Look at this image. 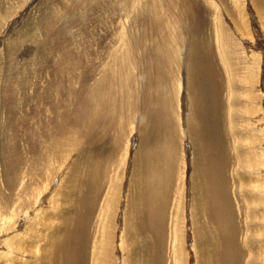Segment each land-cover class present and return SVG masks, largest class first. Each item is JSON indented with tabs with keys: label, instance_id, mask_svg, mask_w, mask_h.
<instances>
[{
	"label": "rangeland",
	"instance_id": "1",
	"mask_svg": "<svg viewBox=\"0 0 264 264\" xmlns=\"http://www.w3.org/2000/svg\"><path fill=\"white\" fill-rule=\"evenodd\" d=\"M246 5L248 30L239 22L244 16L237 0H0V198H8L10 209L18 204L15 211L4 208L16 217L0 220L6 224L0 225V251H5L1 244L6 237L1 228L12 236L29 224L19 219L25 212L19 208L33 212L37 234L22 242L29 248L28 259L20 256L5 263L7 252L0 264H73L72 259L77 264L75 244L79 264H101L106 255L108 264H121L123 251L129 253L122 246L121 216L115 214L110 224L108 216L101 223L99 214L103 203L106 215L119 212L141 136L155 179L175 177L170 193L164 182L159 185L164 193L158 197L159 224L153 218L151 226L147 201L137 198L138 243L148 240L152 254L161 251L163 264H172L176 228L186 264H198L190 218L195 195L206 202L199 210L210 247L217 248L212 264H229L226 259L238 249V264H264V30L254 6ZM235 21L245 36L237 32ZM23 30L29 33L27 41L21 40ZM247 67L258 81L247 80ZM146 139L171 146L165 155L171 173L162 170L166 165H160L164 157L159 144ZM191 139L200 149L206 178L197 190L190 181ZM44 144L55 148L43 163L39 151ZM81 155L92 160L81 169L89 175L81 173L73 189L67 180L69 165ZM251 158L257 164L250 167ZM96 166L101 173H95ZM144 167L145 162L136 183ZM63 189L74 192L67 196L72 204L67 214ZM183 207L181 228L173 224ZM49 221V237L56 242L43 257L45 242L37 237L42 223ZM108 226L113 228L110 241ZM32 247L39 257L31 255Z\"/></svg>",
	"mask_w": 264,
	"mask_h": 264
},
{
	"label": "bare ground",
	"instance_id": "2",
	"mask_svg": "<svg viewBox=\"0 0 264 264\" xmlns=\"http://www.w3.org/2000/svg\"><path fill=\"white\" fill-rule=\"evenodd\" d=\"M240 4V7H242V14H243V18L240 19L239 18V22H241V25L244 26V23H245V30H248V22H250L251 18L250 16H248L246 13V8L245 6L246 3H251L256 12H257V16L259 17L260 21H261V24H262V29L264 30V0H237ZM237 9V8H236ZM2 10V9H1ZM241 11V10H240ZM241 13V12H240ZM238 14V13H237ZM241 14V15H242ZM246 21V22H244ZM238 22V24H239ZM237 24V22L235 21V26H236V30L237 32H239L240 34H242L243 36H245V34L247 33H244V31H242L241 28H239L240 26ZM250 25V24H249ZM243 28V27H242ZM25 29V28H24ZM220 32H221V28H220ZM222 33V32H221ZM222 36V34H220V37ZM30 38L29 36V33L26 32V30H23V36L21 38L22 41L24 40H28ZM216 38H217V42L219 43V37L217 36L216 34ZM222 47V50H227V54L226 55H229L231 56L232 52L230 51V49L226 46V45H222L220 46ZM221 49V48H220ZM222 50H221V56H222ZM225 50V51H226ZM86 53V52H85ZM84 54V53H83ZM82 55V54H81ZM230 58V57H229ZM232 58V57H231ZM222 59H224V63L229 67V64L228 63V59L226 58V56L224 55L223 53V56H222ZM231 60V59H230ZM229 60V62H230ZM255 61V59L253 60ZM254 65L256 64L255 62H253ZM258 64H261V63H258ZM237 65V64H236ZM232 66V65H230ZM238 66V65H237ZM248 66V64H247ZM243 67V66H242ZM245 67V65H244ZM260 67V66H259ZM241 68V67H240ZM231 69V68H230ZM229 69V70H230ZM233 69V68H232ZM238 69V68H237ZM240 70V69H239ZM242 70V68H241ZM233 73L235 72L234 69L232 70ZM261 71V70H260ZM237 72V71H236ZM239 72V71H238ZM232 73V72H231ZM242 73V72H240ZM243 74V73H242ZM235 75V73H234ZM258 75V74H257ZM256 75V76H257ZM237 76V74L235 75ZM239 76V75H238ZM245 76L248 79H250L251 77H254V78H251V79H256L255 76H254V69L251 68V67H247L246 69V73H245ZM242 78H245L244 76H242ZM237 80H239V78L237 77ZM246 80V79H245ZM246 80V81H247ZM257 80V79H256ZM255 80V81H256ZM258 81V80H257ZM245 82V81H244ZM250 82H253V81H250ZM235 83V82H234ZM255 83V82H254ZM249 84V83H248ZM251 84V83H250ZM256 84V83H255ZM246 85V84H244ZM235 86V85H234ZM237 86V84H236ZM236 88V87H235ZM242 88V87H241ZM251 88V87H250ZM240 89V88H239ZM256 89V88H255ZM236 90V89H235ZM242 90V89H241ZM249 90V89H247ZM240 92V91H239ZM250 92V91H249ZM232 93V92H231ZM234 93V92H233ZM254 93V92H253ZM239 95V93H238ZM250 95V94H249ZM241 97V95H239ZM248 96V95H247ZM252 96V95H251ZM239 98V97H238ZM243 99V98H242ZM248 99V98H246ZM192 100V98H191ZM246 102V101H244ZM247 103V102H246ZM190 106V105H189ZM253 128V127H251ZM245 130V129H244ZM60 132V131H59ZM185 133V132H184ZM59 134V133H58ZM57 134V135H58ZM58 137V136H57ZM146 141H152L154 143H158L159 144V151L162 153L163 155V160L160 162V165L163 163L166 165V168L165 169H162L159 165V167L164 171V172H167V173H171V163L166 159L165 155L166 154H169L172 152V149H171V146L166 142V141H154V140H150V139H146ZM191 141H193L194 145L193 146V156H194V160H193V164H192V176H191V179L190 181L192 182V187L194 188V190H197V189H200L201 186L204 185V183H206V178H204L203 180V176H204V168L203 166L200 165V149L199 147L196 145V141L195 139H191ZM58 142V140H57ZM139 144L137 146V149L136 151L133 153L132 155V161H131V170H130V175L127 176L128 177V180L131 178L132 176V180L131 182L128 183V185L125 186V189H127V192H126V196L128 195H132L134 196L135 198H127L124 194V190H122L121 194V207H120V210L119 212L116 211L114 213H111L110 215H106V212H105V207L106 205L103 203L102 204V207L104 208L102 210V212L99 214V218L101 220V223H103V217L106 218L107 216V223H110L113 221V216L115 214H119L120 216V219L121 221L123 222V227H122V235H123V239H122V246L125 245L127 246V248H125L124 246V249H127L129 250V253L123 251V259L121 260V264H163V258L161 256V251L159 254L157 255H153L151 250H150V242L148 240L145 241L144 245H140L137 241L138 237L134 235V230L136 229V221H135V218L136 216L138 215V209H139V206L137 204V198H142L144 199V201H147V204H148V219L150 220V223H151V226L154 225L155 221L154 219H156L157 221V224H159V218L158 219V215H159V212H161V206H160V203H159V195L160 196H163V191H161V189L159 188V185L164 182V186L167 188V192L170 193L171 191V183L172 181L174 180V177H175V173H174V176L173 178L168 181L167 179H155V176H156V172H155V166L154 164L150 161L149 157H148V154H149V151L147 150L146 152H144V144L145 142L143 141V137L141 136L138 140ZM48 144V143H46ZM49 145V144H48ZM42 146V145H40ZM63 146H64V142H60L59 144V148L60 149H63ZM57 147V146H56ZM55 148V146H54ZM54 148L51 146V148H49L47 145H43L41 148H40V159L41 161L44 163V160L46 158H48L51 154L54 153ZM58 148V149H59ZM80 149V148H79ZM263 149V148H262ZM261 149V150H262ZM56 150V149H55ZM60 151V150H59ZM75 151V150H74ZM58 152V151H57ZM38 153V154H39ZM77 154V153H76ZM245 154L246 156H248L249 158L251 157L249 155V150L246 149L245 151ZM66 155V154H65ZM244 155V154H243ZM38 156V155H37ZM63 156V155H62ZM71 156V155H70ZM76 156V155H74ZM39 157V156H38ZM44 157V159H42ZM55 157V156H54ZM151 157L153 158V160L155 161V157L153 156V153L151 154ZM65 158V157H64ZM226 158V157H225ZM38 159V158H37ZM257 160V159H256ZM35 161V160H34ZM38 161V160H36ZM35 161V162H36ZM251 161H253L251 164H250V167L255 163L257 164V162L255 161V159H252L251 158ZM92 162V160H89L87 159L84 155H81V156H78L77 159L73 162H71V164L69 165L70 166V177L69 179L67 178V180H69L71 183H74V187L73 189L75 188L77 181H78V178L80 176V174L82 173L83 175H86V177H88V173L87 172H81V169H83V166L85 164H90ZM145 162V167L143 169V171L141 172L140 174V181L136 183V178L138 176V172H139V169L141 168L142 166V163ZM51 163V162H50ZM62 163V162H61ZM34 165V163H33ZM37 162H36V164ZM215 165L220 168L221 167V163L217 162L215 163ZM51 166V164H50ZM98 166V165H97ZM95 168V173H101L102 171H99V169L101 170L102 168H99L97 167ZM43 167V166H42ZM36 168V167H35ZM34 168V169H35ZM50 168V167H49ZM63 168V166H62ZM249 168V167H248ZM51 169V168H50ZM252 170V169H251ZM253 172V170L251 171ZM255 172V171H254ZM263 172V171H262ZM64 173V171H63ZM219 173V172H218ZM44 174V173H43ZM63 176V175H62ZM61 177V176H60ZM63 178V177H62ZM57 180L59 178H56ZM155 180V186L154 188H152V184ZM88 181V180H86ZM58 182V181H57ZM56 182V183H57ZM86 185V184H85ZM220 185V184H218ZM98 186V185H97ZM96 187H93L94 189L97 188ZM200 186V187H199ZM85 187V186H84ZM88 187V186H87ZM66 188V187H65ZM85 189V188H84ZM89 189V188H88ZM123 189V187H122ZM39 191V190H38ZM60 191V194L64 197L65 199V210H64V213L67 214L69 213L68 209L71 207V200L70 198H67L68 197H71L70 193L73 192L72 189H67V190H59ZM90 191V190H89ZM165 191V189H164ZM78 192V191H77ZM96 190H93L92 191V196L94 197L96 195ZM51 193V192H50ZM74 193V192H73ZM87 193V192H86ZM99 193V192H98ZM68 194V195H67ZM82 194V193H81ZM89 194V193H88ZM154 194H155V198L152 199V197H154ZM203 194V192H200L199 195L201 196ZM77 195V194H76ZM90 195V194H89ZM165 196V195H164ZM74 197V196H73ZM44 198V197H43ZM122 198L125 200V201H122ZM190 199H192L190 197ZM43 201V200H42ZM73 201V200H72ZM84 201V200H83ZM164 201V200H163ZM193 209L191 210V216L190 218L193 219V233H194V242L195 244L197 245V250H196V254L197 252L200 251V256H197V263L198 264H205V262L207 261V264H212V259H211V255L213 253V249H217V248H211L210 247V241H209V237H208V234L205 233L204 231V224L201 222V218H200V208L204 207L206 205V202L205 203H202V202H199V200L196 198V196L194 195L193 197ZM25 203V206H27V203ZM44 203V202H43ZM42 204V203H41ZM18 204L15 205V207H13L14 209H10L11 207L8 205V198L6 197H2L0 198V220L1 219H6V217H8V219L12 220L13 218H15L16 216H12V215H7L4 211V208L8 209V210H11V211H15L16 207H17ZM170 206V203L168 204ZM185 205V203H184ZM168 206V207H169ZM198 209H197V207ZM228 206V204H227ZM253 207V206H252ZM165 211L162 213V220L165 222V227H166V224H167V212L169 211V209L167 208V205L165 206ZM229 208V206L227 207V209ZM39 209V207H38ZM173 210V207L171 208ZM252 209V208H251ZM19 210H23L25 211L22 215L19 216V219L24 218L26 221L29 222V224H27L25 226V229L22 230L21 233H18L15 231V227H14V231L16 232L15 234H13L12 236H10V231L8 233L7 231V228L6 227H3L1 228V231L3 233H5L6 237H5V240H3L2 244H1V248H3L5 251H0V263H1V260H2V255L3 254H7V252H10V258H6L5 260V263H7V261L9 260V262L13 261L14 258H18L20 256H25L26 259H28V254H29V248H27L24 244H22V242L26 241L27 239V235H29L30 237L31 236H37L35 230H34V227H33V218L31 219V216L33 215V212L28 208H19ZM33 210V209H32ZM49 210V209H48ZM63 210V209H62ZM71 210V209H70ZM76 210V208H75ZM88 211V210H91L90 207L87 209H83V211ZM259 210V209H257ZM74 211V209H73ZM111 211V209H110ZM190 211V210H189ZM32 214H31V213ZM36 212V211H35ZM34 212V213H35ZM40 212V210H39ZM49 211H47L48 213ZM61 212V211H60ZM72 212V211H71ZM194 212V213H193ZM46 213V214H47ZM79 214V213H78ZM184 214V207L182 209V211L180 212V214L178 215L177 217V220H175L174 224L177 222L179 224V226L182 228H184V225H183V220L181 218V216H183ZM53 215V214H52ZM6 216V217H5ZM47 216V215H46ZM48 217V216H47ZM55 217V216H54ZM83 217V216H82ZM77 218V216H76ZM154 218V219H153ZM48 219V218H47ZM53 219V218H52ZM31 220V221H29ZM50 220V219H49ZM117 220V219H116ZM44 221V220H42ZM50 222V221H49ZM42 223V225H44V228L42 230V234H40L39 237H37V240L38 241H41L43 240L45 242V246L43 248V250L41 251L42 254H43V257L44 255H46V253L48 251H52V246L54 245V243L56 242V237H53V239H50L49 237V234L53 231L52 229H50V227L52 226V222L50 223ZM22 223V222H21ZM20 224V223H19ZM0 225L2 226H5V222H1ZM176 226V225H175ZM207 227V226H205ZM174 228V227H173ZM180 228V229H181ZM113 228L111 226H108V233H109V241H110V233H111V230ZM179 229V228H177ZM13 230V228H12ZM37 231V230H36ZM41 231V230H40ZM12 232V231H11ZM54 233V232H53ZM179 230H176V228L173 229V232L172 234L175 235V240L176 242H178V247H176V250H175V253L174 254V258H173V262L172 264H176L179 263V262H183L184 264H186V253L184 255V250H185V247L182 245V243H180L179 241ZM162 236V235H161ZM228 236L230 237H234L235 234L231 233V232H228ZM60 237H62V235H60ZM50 240H52L51 244H50ZM159 240V239H158ZM221 240V238H220ZM230 240V239H229ZM228 241V240H227ZM202 242L204 243V246L202 244ZM108 243V241H107ZM106 243V244H107ZM110 244V243H109ZM180 244V245H179ZM159 246V245H158ZM157 246V247H158ZM130 247V248H129ZM107 248V247H106ZM229 252L232 251L233 248L227 246L226 247ZM73 251L74 253H78L77 256H76V260H77V264H79V261H78V256H79V252H78V247L76 246H73ZM239 252H237L235 255L231 256L229 259H226V262L229 263V264H238L236 260L237 258V255L241 254V251L240 249H238ZM106 251V250H105ZM221 251V250H220ZM39 252V251H38ZM186 252V251H185ZM216 252V251H215ZM105 253V252H104ZM34 254L38 256L37 252H35L34 250V247H32V256H34ZM106 255V254H104ZM67 256V255H66ZM101 257V256H100ZM68 259V258H67ZM66 259V260H67ZM258 259H260V257H258ZM223 260V259H222ZM236 260V261H235ZM27 261V260H26ZM99 260H97V262H99ZM264 262V259L262 260ZM72 262L73 264L76 263V261L74 259H72ZM108 256L106 255L105 256V259H103L101 257V261L100 263L101 264H108ZM42 263V262H41ZM254 264V263H253Z\"/></svg>",
	"mask_w": 264,
	"mask_h": 264
}]
</instances>
